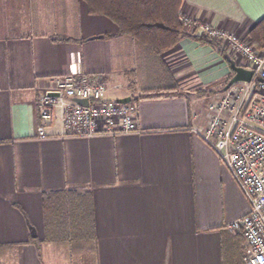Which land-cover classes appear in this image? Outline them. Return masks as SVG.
Returning a JSON list of instances; mask_svg holds the SVG:
<instances>
[{
  "label": "crops",
  "instance_id": "1",
  "mask_svg": "<svg viewBox=\"0 0 264 264\" xmlns=\"http://www.w3.org/2000/svg\"><path fill=\"white\" fill-rule=\"evenodd\" d=\"M181 14L244 37L264 0H182ZM116 30L80 0H0V264H243L225 226L249 204L198 136L229 66L189 39L153 58ZM71 72L123 90L111 101L130 98L136 130L63 137L55 120L39 138L42 88ZM67 208L75 233L53 217Z\"/></svg>",
  "mask_w": 264,
  "mask_h": 264
},
{
  "label": "built area",
  "instance_id": "2",
  "mask_svg": "<svg viewBox=\"0 0 264 264\" xmlns=\"http://www.w3.org/2000/svg\"><path fill=\"white\" fill-rule=\"evenodd\" d=\"M183 22L187 28L194 24L225 47L236 65L252 72L249 82L230 86L208 105L210 123L198 136L217 154L249 204L245 216L225 226L249 247L243 264H264V50L256 51L246 37L185 17ZM107 90L102 75L71 72L50 78L36 104L38 137L55 120L63 137L134 132V105L105 100ZM75 99H85L88 105H78Z\"/></svg>",
  "mask_w": 264,
  "mask_h": 264
},
{
  "label": "trees",
  "instance_id": "3",
  "mask_svg": "<svg viewBox=\"0 0 264 264\" xmlns=\"http://www.w3.org/2000/svg\"><path fill=\"white\" fill-rule=\"evenodd\" d=\"M80 1L84 3L89 15L102 17L113 23L117 28L115 35L130 37L136 44L145 47L156 56H161L163 53L172 50L182 39H189L200 45L215 49L224 56L226 61L232 59L220 43L203 35L194 24L189 28L184 25L181 14L182 0ZM247 36L256 51L264 50V17L252 26ZM227 65L229 66V64ZM232 76L233 72L230 71L215 93H221ZM150 97L153 96H140V98ZM49 210L52 214L53 209H47V211ZM53 217L61 223L68 222L67 225L71 229L70 233L77 232L74 227L77 217H75L72 209L67 208L63 211L55 209ZM80 220L82 232V229L84 230L87 227L90 219L86 215L85 217L81 216Z\"/></svg>",
  "mask_w": 264,
  "mask_h": 264
},
{
  "label": "water",
  "instance_id": "4",
  "mask_svg": "<svg viewBox=\"0 0 264 264\" xmlns=\"http://www.w3.org/2000/svg\"><path fill=\"white\" fill-rule=\"evenodd\" d=\"M227 62L229 64L230 70L233 72V76L226 83L223 90H226L230 86L237 84V83L249 82V80L252 76L251 70L236 65L235 61L232 59L227 60ZM74 102L78 105H81V106H87L88 105V101L85 99H75ZM113 102H115L117 104H128L131 102V100H130V98H123V99H116ZM29 232H30L31 238L36 237V232H35V229L33 227H31V226L29 227Z\"/></svg>",
  "mask_w": 264,
  "mask_h": 264
},
{
  "label": "rangeland",
  "instance_id": "5",
  "mask_svg": "<svg viewBox=\"0 0 264 264\" xmlns=\"http://www.w3.org/2000/svg\"><path fill=\"white\" fill-rule=\"evenodd\" d=\"M244 37H246L247 39H249L248 38V36H247V34H246V36H244ZM250 40V39H249ZM138 46H140V45H138ZM204 46V45H203ZM208 47V46H207ZM140 48H142V50H145L146 52H149V54H150V56H152L153 58H155V54L154 53H152L150 50H148V49H146L145 47H142V46H140ZM211 50H213L222 60H223V62L224 63H226V64H228V62L224 59V56L223 55H221V54H219L215 49H212L211 47H209ZM226 53H227V51H226ZM227 55H228V53H227ZM217 69V67L215 66L214 67V69H212L210 72L211 73H209V74H207V76L209 77V76H212L213 78H215L214 76L216 75L215 74V72H214V70H216ZM230 69V68H229ZM203 79V76L200 78V80H202ZM203 81V80H202ZM157 83H160V81H158ZM214 84V83H213ZM223 84V81H221L220 83H218V84H214V85H212V84H209L206 88H205V90L206 91H208V93H209V91L212 93H215V91L216 90H218L220 87H221V85ZM212 85V86H211ZM123 91V90H122ZM122 91H116L114 88H109L108 90H107V93H106V96H105V100H109V101H111L112 100V96H111V94L113 93V92H115V94L117 93V92H120V93H122ZM218 93H216V97L214 98V100L216 101V99H218ZM207 99V98H206ZM207 105V104H206ZM86 212V211H85ZM87 213V212H86ZM48 217H50V216H48ZM230 223V222H229ZM228 224V223H227ZM47 232L52 236V237H54V238H56V237H58V236H60L62 233H63V229H62V226H59V229H56L55 230V227L54 226H49V225H47ZM64 237V235L62 236V238ZM243 248H244V250H245V252L247 253V252H249V247L247 246V243H245V242H243Z\"/></svg>",
  "mask_w": 264,
  "mask_h": 264
}]
</instances>
